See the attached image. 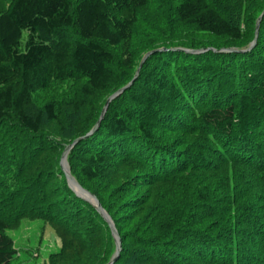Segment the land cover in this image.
<instances>
[{
    "label": "trees",
    "instance_id": "obj_1",
    "mask_svg": "<svg viewBox=\"0 0 264 264\" xmlns=\"http://www.w3.org/2000/svg\"><path fill=\"white\" fill-rule=\"evenodd\" d=\"M150 1L9 0L0 8V264L16 257L7 231L25 219L59 237L48 264L112 259L108 223L68 186L64 148L41 129L52 122L63 132L67 123L70 138L84 136L99 100L126 86L157 49L165 50L144 59L96 130L67 153L70 175L119 235L112 264H264V204L251 207L258 191L238 192L246 179L264 182V14L251 46L264 0L155 2L166 29L137 52L138 9ZM182 26L191 33L176 38ZM194 33L219 43H196ZM61 81L80 83L66 121L55 100L34 109L35 95ZM166 121L186 134L181 144L193 131L203 141L172 149L157 135L176 131ZM100 180L108 181L101 190L84 183Z\"/></svg>",
    "mask_w": 264,
    "mask_h": 264
},
{
    "label": "rangeland",
    "instance_id": "obj_2",
    "mask_svg": "<svg viewBox=\"0 0 264 264\" xmlns=\"http://www.w3.org/2000/svg\"><path fill=\"white\" fill-rule=\"evenodd\" d=\"M158 1L165 2V4H169L168 3L169 0H151L147 7L138 9L139 21L136 24L134 35L131 40L132 49H136L137 52L142 51L146 48V46H149V45H145L143 49H137L138 45L140 44L144 45V41H147V39L149 40L150 38H154L155 40L154 43H156L157 39L160 38L159 35L161 34V31H165L166 29L165 24H160L159 22L160 19L157 17L158 12L155 10L154 3L155 2L158 3ZM8 6H9V0H0V8L5 9ZM178 30L179 32L175 35L176 38H182L181 36L186 34L188 31L191 33L188 27L182 26ZM156 32H158V34ZM192 35H195V37H200L199 39L198 38L195 39V40L200 41V42L196 41V43H209V42L213 43V42L219 41V39H214V38L210 39V36L208 37L207 35L203 36L202 34H197V33L196 34L194 33ZM201 37H203V39H201ZM176 49L189 50L182 46H178L176 47ZM244 49L246 50L249 48L245 46L242 48V50ZM147 50H151V49H147ZM145 53H147V51ZM142 59L140 60L139 63L135 65L134 69L135 68L136 69H135L133 77L136 75L137 71L139 73L142 63H143ZM79 86H80L79 82H71V81L52 82L47 89L41 90L35 95L34 109H37L39 106H42L46 102L55 100L57 102L56 106H58V108L61 111V112L59 111L60 112L59 119H63L64 117L63 110H66V108L69 109L68 103L70 102V100L73 99L75 92L77 91ZM109 95L110 94L108 95L105 94L102 97V99H100L99 101L103 102L107 100ZM64 101H67V103H65ZM58 102H61V105ZM64 121H66L65 117H64ZM166 123L168 125H173L170 121H166ZM43 125L44 126L41 129V133L44 134V136L50 137L55 142V144L58 146H62V148H65V146H67V144L73 140V138L69 137V132H71L72 128H70V126H67V123H65L66 126H64L63 132L59 131L58 124H54L52 122H45ZM175 129L176 131H172V129L168 130L167 131L168 133L164 132V130L157 131V135L159 136V138H163L164 140H168L171 142L168 146H171L172 149L175 146L177 147L178 146H192V144L196 142L200 143L203 141V138H204L203 134L202 133L198 134L195 131H193V133H191L190 135L191 138L187 137L188 141H186L185 144H181L186 134H182L179 131L180 129L178 127H176ZM35 143L36 141L34 142V144ZM66 162H67V156H66ZM67 167L69 169L68 162H67ZM244 169L247 172H250V169L248 168H244ZM260 178L264 180V175L258 176L257 179H260ZM216 179L220 180L219 177H217ZM107 182H108L107 180H105L104 182H101L100 180V182H93V183L84 182V183L87 187H90L91 189L101 190L102 189L101 185L104 186V184H106ZM243 182L245 184L242 185L243 188L238 189V192L242 190L243 192H239V193L245 194V191L247 190L253 194L255 191H258L259 195H255L256 197L258 196V198L254 199L253 200L254 202L252 201L253 204L251 207L252 208H257L259 206L262 207V205L264 204L263 203L264 199H262L264 198V182L260 181V185L259 183H250L248 179L244 180ZM261 191H263V193ZM76 195H78L79 197L81 196L78 193ZM252 198H254V195ZM7 233L10 236H12V238L14 239L15 248H16V257L12 260L11 264H48V258L50 254L57 252L61 246L60 239L55 234L53 229L50 228L47 224H44L41 220H27V219L22 220L21 223H19L17 227L13 229H9Z\"/></svg>",
    "mask_w": 264,
    "mask_h": 264
},
{
    "label": "water",
    "instance_id": "obj_3",
    "mask_svg": "<svg viewBox=\"0 0 264 264\" xmlns=\"http://www.w3.org/2000/svg\"><path fill=\"white\" fill-rule=\"evenodd\" d=\"M264 14V11L260 14V16L258 17V19L256 20V25H255V33H254V39L253 41L251 42V46H253L256 42V37H257V32H258V27H259V22L261 20V17L262 15ZM165 49H157V50H152L148 53L145 54V56L143 57L142 61H144V59L146 57H148L149 55L157 52V51H163ZM204 50H207V49H200V50H186V51H189V52H193V53H197V52H202ZM142 63V62H141ZM138 74V71L136 72V75L133 77V79L124 87L118 89L116 92H114L112 95H110L103 108H102V111L100 113V116L95 124V126L89 131L87 132L84 136H81V137H78L76 139H74L70 144H68L62 154H61V157H60V161H59V165H60V168L62 170V172L64 173L65 175V179L67 181V184L68 186L74 191L75 194H80L81 198L85 199L86 201L90 202L94 207L95 209L100 213V215L106 220V222L108 223V226L110 228V231H111V234L115 240V244H116V250L114 252V255L112 257V259L107 263V264H112L116 257L118 256V252L120 250V238H119V235L116 231V228L112 222V220L110 219V217L108 216V214L103 210V208L101 207L100 203L98 202L97 198L91 194L90 192H88L86 189L82 188L78 183L77 181L70 175V172H69V169L67 167V162H66V156H67V153L69 152V150L77 143L79 142L81 139H84L86 138L87 136H89L90 134H92L96 128L98 127L101 119L103 118V115H104V112L109 104V102L114 98L116 97L118 94H120L121 92H123L126 88H128L132 82L134 81L135 77L137 76ZM87 195L89 196V199L88 198H85L84 195Z\"/></svg>",
    "mask_w": 264,
    "mask_h": 264
},
{
    "label": "bare ground",
    "instance_id": "obj_4",
    "mask_svg": "<svg viewBox=\"0 0 264 264\" xmlns=\"http://www.w3.org/2000/svg\"><path fill=\"white\" fill-rule=\"evenodd\" d=\"M79 80H80V79H79ZM84 196H86L85 198H88V199H89V196H87L86 194H85Z\"/></svg>",
    "mask_w": 264,
    "mask_h": 264
}]
</instances>
